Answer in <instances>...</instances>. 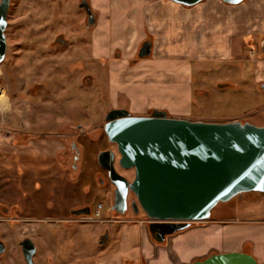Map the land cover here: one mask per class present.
I'll return each mask as SVG.
<instances>
[{
    "label": "rangeland",
    "instance_id": "obj_1",
    "mask_svg": "<svg viewBox=\"0 0 264 264\" xmlns=\"http://www.w3.org/2000/svg\"><path fill=\"white\" fill-rule=\"evenodd\" d=\"M113 1L89 0L95 11H100L102 15H109L108 19L100 17L95 27L90 30L86 24L85 11L78 6L79 0H10L5 28L7 49L1 64L3 68L12 70V73L9 82L6 80V83L0 74V87L3 82L5 83V88H0V111L6 118L10 110L9 101L14 99L17 101L15 106H23V109L30 106L29 115L34 122L33 128L36 126V128H44L47 131L53 126L59 127L61 121L65 122V125L71 123L73 127H59L62 132H72L66 142V151H68L66 166L56 164L58 170L43 176L45 170L41 168L42 159L38 169H31L30 166L29 172L32 173L28 174L27 170L24 173L20 171L16 178H8L11 181L6 186L1 185L0 182V201L17 203L29 201L30 206L26 209L36 217H62L65 211L63 213L60 205H65L68 209L87 201L91 207L102 203V212L106 217L119 216L110 213L113 186L107 183V176L97 163V154L100 151L106 150L107 147L115 153L117 151L107 142L102 125L103 118L114 105L129 110L132 115H150L152 109L133 111L131 95L138 92L142 86L144 87L142 93H145L149 86L147 91L158 93L159 102L165 105L175 102L172 97V94L176 93L173 90L174 87L186 86L192 91L190 111L193 119L208 117L214 122H220L239 117L243 121H250L256 125L264 124L261 119L264 115V91L260 87L262 82H254L250 77L251 72L256 70L257 72L259 70L261 76L264 75L263 63H251L249 61L252 56L250 50H246V57L241 58L240 63L234 58L226 61L221 60L220 57L229 52L228 44L234 47L235 44L247 40L248 45L249 43L255 45L260 37L264 39V0H250L251 4H247L248 0H244L245 2L238 5L211 0L197 8L195 6L201 2L194 6L179 4L183 10L181 14H170L169 18H165L168 19L167 22L164 19L163 26L159 24L158 28H152L145 17H143L144 22L137 20L136 27L141 28L144 34L141 33L132 41L127 39L133 25L132 16L129 13L131 8L128 13L126 9L117 10L116 6L111 11ZM124 1L125 3L131 2V0H121L119 7ZM223 30H226V35H222ZM248 30H252L248 32L249 36L242 39L240 33ZM259 30L262 31L258 32ZM99 35H102L101 39ZM57 36L65 39L66 43L56 42ZM119 36L122 37L120 39L122 42L125 37L126 44L118 43L112 47ZM140 37L142 39L151 38L149 40L153 43V55L148 59L144 58L146 60L139 58L138 53L136 54L137 47L142 40ZM106 46L107 48L103 49ZM114 48L121 53L122 64L130 65L129 68L121 67L123 71L127 68L121 74L122 79L119 86L124 96L116 93V89L113 88L120 74V70H112L109 66L117 64L115 63L116 55L112 53ZM96 51H98L97 54ZM177 51L180 52V56L176 59L179 60L176 66L159 65L153 60V57H167L169 53ZM252 53L256 59L258 52ZM191 54L208 57L191 60L190 62H193L191 70L185 76L182 66L188 63ZM109 57L113 60L112 63ZM260 57L264 58V54ZM135 59L138 61L143 59L142 65L138 68L137 65L136 70H131L133 71L131 72L129 69L135 68L132 62ZM177 66H180L179 69ZM158 69L159 71L155 73L154 71ZM86 75L93 76V82L89 86L81 83ZM166 75L169 76L167 80ZM146 77L150 80L146 81ZM184 77L188 79V82L184 80ZM152 78L155 80H151ZM225 78L231 79L237 87L221 88L219 85L226 83L223 80ZM179 79L182 80L179 81ZM35 83L42 84L43 87L34 93L36 94L34 97L29 96L27 90ZM16 84L20 86V91L11 94L13 97H9L11 92L8 90L9 87ZM151 86L158 88H150ZM159 86L164 92L170 94L159 93ZM203 92L208 94H202ZM146 99L148 101L149 96ZM182 105H185L183 111H186L188 106ZM174 108H180L182 111L181 107L175 106ZM156 109L166 110L165 108ZM168 115L171 116V113ZM16 118H18L17 114ZM71 140H75L81 148L80 159L76 162L77 171L79 170L77 175H74L75 171L71 167L72 152L69 145ZM30 160L32 166H36V158L32 157ZM116 170L121 174L124 173L123 175L128 179L133 177V171H121L119 167ZM98 173L100 178L106 180L107 185L98 183L96 178ZM41 191L43 196L39 193ZM131 197L135 199L133 194ZM240 198L242 201H238L236 196L228 202H220L211 210L209 221L202 226L207 227L206 234L209 235H206V246L222 249L227 242L233 241L239 242L238 248L242 250L248 247L249 242L246 241L254 244L255 240L252 238L257 237L251 238L252 229L250 228L264 229V223H261L264 222V193L246 192L240 195ZM141 215L133 216L139 218ZM121 216L133 217L131 213ZM58 224L47 226L46 232L52 233L55 237L62 231L65 235L63 246H61V241H56L50 248L58 251L59 249L76 248L75 252L77 249L79 251L77 255H70L68 258H55V264L74 261L75 257H79V261L75 264H96L94 258L100 254L101 249L110 257L114 256L118 264H128V259H130L128 251H131V247L122 245L119 250H116L120 234L117 227H114L110 241L103 248L98 240L105 230L111 227L109 224ZM230 225L234 228L246 229L238 233L231 231L226 233L225 227ZM195 226L198 225L193 224L175 234L192 228L195 232L200 227ZM127 228H129L128 225L126 230ZM134 230L133 228L132 232ZM246 233H249V237L246 236V240L243 241L241 237ZM58 237L60 238L59 235ZM54 241L55 239L51 240V242ZM255 245L264 246L258 241ZM131 252L138 254L136 251Z\"/></svg>",
    "mask_w": 264,
    "mask_h": 264
},
{
    "label": "water",
    "instance_id": "obj_2",
    "mask_svg": "<svg viewBox=\"0 0 264 264\" xmlns=\"http://www.w3.org/2000/svg\"><path fill=\"white\" fill-rule=\"evenodd\" d=\"M168 1L194 6L203 0ZM220 1L237 5L244 0ZM87 2L82 0L79 7L85 11L87 27L92 28L98 14ZM9 3L0 0V64L7 49ZM151 53L152 41L146 39L138 57ZM261 88L264 90V82ZM104 131L117 145L119 166L134 170L133 178L128 179L114 166L115 152L98 153V164L108 171L114 186L112 208L116 215H123L132 193L135 214L139 208L145 214L148 232L158 243L195 222L209 220L211 210L220 202L246 192L264 193V126L240 119L212 122L172 117L163 109H153L147 116L132 115L125 108H115L105 117ZM192 264L259 263L251 251L240 250L214 252Z\"/></svg>",
    "mask_w": 264,
    "mask_h": 264
},
{
    "label": "crops",
    "instance_id": "obj_3",
    "mask_svg": "<svg viewBox=\"0 0 264 264\" xmlns=\"http://www.w3.org/2000/svg\"><path fill=\"white\" fill-rule=\"evenodd\" d=\"M121 0H114L113 1V6L110 7L111 11L114 9L116 6L117 10L118 9H126V13L129 12V9L131 8V12H129L132 16V23L133 25L131 26L129 36H127V39L129 41H132L135 38H138L141 33H143L142 29L137 26V20L139 22H144L143 17L147 19L149 24H151L152 28H158V25L161 24L163 26V22L168 19H165L166 17L169 18L170 14H176L179 15L183 10H181V6L177 3H170L171 1L167 0H131L130 3H125L122 2L121 7H119V2ZM211 2V0H205L201 2V4H198L197 7H201V5H205L208 2ZM213 1V0H212ZM245 2V1H244ZM243 3V2H242ZM240 3V4H242ZM247 4H251V1L248 0L246 2ZM253 4V3H252ZM238 5V4H237ZM263 6V4H262ZM199 9V8H198ZM254 10V9H253ZM98 14V18L104 17V19H108L107 15H102L100 11H96ZM254 12V11H253ZM114 14V12H113ZM238 16V15H237ZM165 19V20H164ZM240 22V20H239ZM96 25V24H95ZM224 29V28H221ZM252 30L248 31H243L240 33L242 36L241 38L244 39V37H248L249 33ZM262 30H259L258 32H261ZM192 32V31H191ZM144 34V33H143ZM226 30L222 31V35H226ZM239 35V34H238ZM102 35H99V38L101 39ZM142 37V36H141ZM140 37V38H141ZM122 37H117V39L114 41V44L112 47H115L118 43L120 44H126V40L124 37L123 42L120 41ZM139 38V39H140ZM142 39V38H141ZM151 39V38H149ZM246 41L239 42V44H235V48L228 44L230 46L229 52L225 55H221V60H234L238 63L242 61L243 57H246L245 52L246 50L251 51V57H250V62H256L257 64L263 63L264 66V58H261L258 56L255 59V56L253 55L252 52H256V47L253 44L246 43ZM264 45V44H263ZM106 47H103V49H106ZM153 43H152V50L153 49ZM255 48V49H254ZM101 50L99 49V52ZM96 54L98 51L95 52ZM92 55H95L92 53ZM153 55V52L151 53L150 56H147L145 58L148 59V57H151ZM180 52H172L169 53L167 57H153V60L156 64L163 65V66H168V67H173L176 66L179 63V60H176L179 58ZM208 56H201V55H195L191 54L188 60V63H186L182 68L184 69L183 74H188L191 70V64L193 62H190L191 60L195 59H205ZM194 58V59H193ZM242 58V59H241ZM144 59V58H143ZM142 59V60H143ZM150 59V58H149ZM121 59H115V63L117 64H111V69L112 70H120L119 77L117 78V84L114 85L113 88L116 89V93H119L121 96H124L123 91L119 90V86L121 84V74L126 71L127 68H129L130 65L124 66L121 62ZM142 60H136L133 61V66H135L134 69L131 67V70H136L137 68L142 65ZM146 60V59H144ZM113 60L111 59V63ZM135 62V64H134ZM139 62V63H138ZM120 63V67H119ZM124 63V62H123ZM138 63V64H137ZM186 66V67H185ZM122 68L127 67L125 71H123ZM180 66H177L179 69ZM264 68V67H263ZM4 69V70H3ZM158 70H155L154 72H158ZM133 72V71H131ZM140 72V71H137ZM12 73V70L9 68H3V64L0 65V74L2 75V79H4V82L6 83L9 82L10 80V75ZM252 74L250 77H252V81L257 82L261 81L264 82V75L261 76L259 70L257 72L253 71L251 72ZM157 75V74H156ZM4 77V78H3ZM6 78V79H5ZM169 78L168 75H166V80ZM187 82L188 79L184 77ZM150 80V78L146 77V81ZM151 80H155V78H152ZM182 79H179L181 81ZM224 83L223 87H237V84L231 81V79L225 78L223 79ZM2 83V86L0 88H5V83ZM154 83V82H153ZM152 84V83H150ZM149 88V86L147 87ZM146 88L145 93H142L144 87L138 91L132 94V107L134 108L133 111L140 110V111H146L150 110L152 107L156 108H165L166 111L168 109V113H171L172 117H180V118H186L190 120H203V121H212L211 118H192L191 117V108H190V100L192 96V91L189 88H186L184 86L182 88V85L176 86L173 88V90L176 91V93L172 94V97L175 99L174 103H169L170 105H165L159 102L158 93H154L152 91L148 92ZM150 88H158V87H153L151 86ZM20 86L18 84L13 85L9 87L8 90H11L9 93V97L13 95L15 92L20 91ZM159 93L169 95V92H164L162 88L160 89L159 86ZM202 94H208L206 92H203ZM149 96V100L147 101L146 97ZM11 97V98H12ZM118 97V96H117ZM152 98V101H151ZM17 101L14 99H11L9 101L10 103V110H9V117L7 116V121L6 118L2 115L3 113L0 111V182L1 185L6 186L9 185L10 181H8V178L10 177H15L17 175L18 171L21 170H30V166H32V162L30 158L38 156V158H44L47 157L48 159L54 160L56 156L62 152L65 147H66V141L63 136H69L72 132L71 131H64L62 132L59 127L53 126V128L49 129L46 131L44 128H36V126L33 128V120L31 119L30 111L31 109L30 106L27 107V109H23V106H15V103ZM21 102V100L19 101ZM263 103H264V98H263ZM17 104V103H16ZM188 106L186 111H183L185 108ZM158 107H157V106ZM175 106L181 107L182 111L180 108H174ZM2 109V108H1ZM18 118H16V114ZM254 114V113H251ZM240 119L239 117L236 118H231L227 119L225 121H220V122H227V121H232ZM261 119L264 121V115L261 116ZM242 120V119H240ZM243 121V120H242ZM255 124V123H254ZM258 126H264L263 125H258ZM58 133H55L57 132ZM67 155V156H66ZM66 159L68 157V152L65 154ZM65 164V160H63ZM62 166H66L63 165ZM32 168H35L34 166ZM46 168L51 169L52 171H56V166L55 164H51L49 162V165H45L43 168L45 170L44 173H46ZM75 171V170H74ZM74 175H77V171H75ZM244 194V193H243ZM242 195V194H240ZM240 195L237 196L238 201H242L240 198ZM133 216V215H132ZM118 222H120L119 226H113V224H109L108 232H109V237L107 242L105 243V246L108 244L110 241V238L114 232V227H117L118 233L119 234V242L117 243L116 250H119L122 245H129L131 247V251H136L138 254H132L131 251H128V254L130 255L128 259V264H137V260H139V264H192L193 261L197 259H202L205 256L214 253V252H228V251H240L238 248V243L239 242H233L229 241L227 242V245H225L222 249L219 247L211 248L210 246L205 245V240L207 239L208 234H206V228L207 227H202L207 223V221H202V222H196L194 225H198L195 227H199L193 232V229H190L186 232L183 233H178L175 234L174 236H168L166 237L165 241L163 243H158L156 242L149 234L148 229H147V218L143 214L139 218L133 216L131 218L129 217H122L121 219H117ZM261 223H264L263 221ZM128 225L129 228L126 230V226ZM209 226V225H208ZM135 229L134 232H132V229ZM226 233L228 231H231L232 233H238L242 231L243 229L246 228H241V227H232L226 226ZM251 232V238L252 237H257V238H252L254 241V244L249 242V250L252 252V254L256 257L257 261L259 264H264V246L259 247L258 245H255V242L258 241L260 242V245H264V229L262 228H253ZM126 230V231H125ZM196 231H200L197 233ZM197 233V235H196ZM218 233V232H217ZM249 233L244 234L241 238L243 241L246 240V236L249 237ZM256 235V236H254ZM209 236V235H208ZM247 237V238H248ZM241 240V241H242ZM103 246V248L105 247ZM258 246V247H257ZM228 247V248H227ZM118 252V251H117ZM256 253V254H255ZM132 260V261H130ZM97 264H118L117 259L114 256H109L103 249L100 250V254L98 255V261Z\"/></svg>",
    "mask_w": 264,
    "mask_h": 264
},
{
    "label": "flooded vegetation",
    "instance_id": "obj_4",
    "mask_svg": "<svg viewBox=\"0 0 264 264\" xmlns=\"http://www.w3.org/2000/svg\"><path fill=\"white\" fill-rule=\"evenodd\" d=\"M84 1H86V2L88 1L87 3L91 4L89 2V0H84ZM81 2H82V0H79L78 6ZM80 8L83 9L82 7H80ZM91 8H92V10H94L92 6H91ZM94 27L95 26H93L92 28H89V29L92 30ZM146 39H142L139 44L141 45ZM55 40H57L56 42H62L63 38L61 36H57ZM255 44H256L255 47H256V50L258 52V56H261L262 54H264V45H263L264 39L262 37H260V39ZM140 45L137 47L136 54L138 53ZM112 53H114V56L116 55L115 59H121V57H120L121 53L118 52L117 49L114 48ZM109 60H111L110 57H109ZM135 60H137V59H135ZM134 64H135V62H134ZM109 66L111 68V65H109ZM92 82H93V76H91V75H86L81 80V83L85 86H89ZM262 84H263V82L260 84V87ZM42 87H43L42 84L35 83L34 85H31L28 88L27 93L29 94V96L34 97L36 95L34 93L39 91ZM115 108H122V107L114 105L111 108V110L115 109ZM151 109L152 110H150V112L153 111V108H151ZM108 112H107V114H108ZM106 115H105V117H106ZM105 117L103 118L104 122L102 124L103 130H104V124H105ZM70 124L71 123H69L68 125H65V122L61 121V125L59 127H63V128H66L68 126L73 127ZM76 126L79 127L81 125H76ZM55 133H58V131ZM64 139L67 142L68 136H65ZM106 139H107V142L110 143L111 147H113L114 150L115 149L117 150V145L113 142H110L108 140L107 135H106ZM69 145H70V150L72 152L71 167H72V170L77 171L78 166L76 168V162H78L80 159L79 156H80L81 148L78 146V144L75 142V140H71ZM108 149H110V147L106 148V150H108ZM67 152L68 151H66V147H65V149L56 156L55 159H58V161H55V159L50 160L47 157H44V158L42 157L41 160H39L40 158H38V156H35V158L37 160V164H35L36 166L33 165L35 168H32L33 166H31V169H35V170H36V168L38 169L39 164L42 162V159H43V163L41 164V168H44L45 165H49V162L51 164H55V166H56V164L62 166V164L64 163L63 160H65V162L67 163V159H66L67 155L65 156V154H67ZM97 157H98V154H97ZM119 157H120V154L118 151H116L115 161H114L115 168L119 167V169L121 171H133V175H134L133 169H123L119 166V164H118ZM38 161H40V162H38ZM97 163H98V160H97ZM65 164H63V165H65ZM62 167H64V166H62ZM101 168L104 170V172L107 176L106 177L107 183L110 184L111 182L109 179L108 171L103 167H101ZM56 170H58L57 166H56ZM21 171H23V173L25 172V170H21ZM46 171L47 172L44 173L43 176L51 174V172H52L51 169L49 170L47 168H46ZM18 172H20V171H18ZM40 172L41 171L39 170V174H40ZM78 172H79V170L77 171V174H78ZM27 173L30 174L32 172L28 171ZM34 173L35 172H33V174ZM16 176L17 175H15V178H16ZM41 176H42V173H41ZM12 178H14V177H12ZM96 178L98 180V183L101 182V184L107 185L106 180L103 178H100L99 173H98ZM101 179L103 180V182ZM8 181H11V180H8ZM111 185L113 186L112 183H111ZM14 187H15V184H14L13 188ZM112 188H113L112 196L111 195L110 196H111L112 204H113L114 186ZM42 191L39 192L41 194V196H43ZM131 195H132V193L128 194L127 210L125 213H128V214L131 213L132 215H137V214L143 215V212L141 211L140 208H139V212L137 214H135L134 208L132 206L133 197H131ZM28 200H29V198H28ZM24 202L25 201H23V202L19 201L18 203L13 202V201L7 202L4 200L0 201V264H55V262H54L55 258H62V257L68 258V256H70V255H75V254L77 255L79 250L77 249V252H75L76 248H74V249L66 248V250L59 249V251L57 249H55L56 251L54 249L52 250L50 248V246L52 244H54L56 241H58V242L61 241V246H63V238L65 239V235H63L62 231H60L55 237H53L52 233L46 232L47 226H56V225H59L58 223H63L66 225L82 224V223H87V224L99 223V224H113V226H116V225L119 226L120 222H118L117 219H121L123 217L121 215L116 216V217H114V215H113V217L112 216L106 217L102 212V209H103L102 203H97V205L100 204V209H99V216L95 217L94 214L96 212L97 205H96V207H91V205L88 201L80 204L79 206H76V207L72 206L68 209L65 208V205H63V206L60 205L63 213L65 211V213L62 217H51V216L36 217L35 215H31V213H29V211H27V209H26L27 207L30 206V202L27 201V202H25L26 204ZM18 204H20V205H18ZM112 204L110 207V213L116 214L115 209L112 208ZM81 209H87V211H89V213L88 214L82 213L79 215H76L73 213V211L81 210ZM125 213L123 215H125ZM87 217H91L92 219H87ZM93 217H95V218H93ZM200 222H202V221H200ZM58 235L60 236V238L58 237ZM108 237H109V232H108V228H107V230H105V233L100 236L98 243L100 245L105 246V243L107 242ZM53 239H55V241L51 242V240H53ZM248 245H250V244H248ZM72 250H74V251H72ZM242 250L245 252L250 251L248 249V247H245ZM42 252H43V254H42ZM76 258H77V260H76ZM94 259L96 260V264H97L98 256H96ZM77 261H79V257H75L74 261L70 260L68 263L64 262L63 264H75Z\"/></svg>",
    "mask_w": 264,
    "mask_h": 264
},
{
    "label": "built area",
    "instance_id": "obj_5",
    "mask_svg": "<svg viewBox=\"0 0 264 264\" xmlns=\"http://www.w3.org/2000/svg\"><path fill=\"white\" fill-rule=\"evenodd\" d=\"M99 209H100V204L97 205V209H96V212L94 214L95 217H98L99 216ZM93 217V218H95ZM87 219H92L91 217H87Z\"/></svg>",
    "mask_w": 264,
    "mask_h": 264
}]
</instances>
